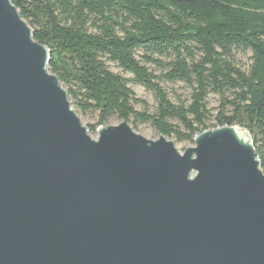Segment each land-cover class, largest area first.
I'll return each instance as SVG.
<instances>
[{"label": "water", "instance_id": "95a60500", "mask_svg": "<svg viewBox=\"0 0 264 264\" xmlns=\"http://www.w3.org/2000/svg\"><path fill=\"white\" fill-rule=\"evenodd\" d=\"M49 59L0 0V264H264L249 132L208 129L184 153L127 121L94 139Z\"/></svg>", "mask_w": 264, "mask_h": 264}, {"label": "trees", "instance_id": "16d2710c", "mask_svg": "<svg viewBox=\"0 0 264 264\" xmlns=\"http://www.w3.org/2000/svg\"><path fill=\"white\" fill-rule=\"evenodd\" d=\"M48 47V69L95 131L112 119L150 124L159 134L194 141L212 120L207 100L220 96L214 129L250 133L264 172V0H12ZM251 51L244 70L235 52ZM110 64L133 75L114 72ZM161 68L160 75L148 67ZM153 93L155 111L130 86ZM182 82L190 103L174 102L161 81Z\"/></svg>", "mask_w": 264, "mask_h": 264}, {"label": "rangeland", "instance_id": "374dc122", "mask_svg": "<svg viewBox=\"0 0 264 264\" xmlns=\"http://www.w3.org/2000/svg\"><path fill=\"white\" fill-rule=\"evenodd\" d=\"M235 61L236 63L241 66L244 70H248L251 63H252V53L251 51H237L235 52ZM150 69H152L155 74L160 75L162 73L161 68L153 65V64H147ZM112 70L114 72L120 73L123 76L132 79L133 75L129 72L123 71L120 67H118L116 64H110ZM161 85L166 89L168 92L170 98L174 102H181L184 101L186 104H189L191 99H190V94H191V89L187 87L184 83L182 82H169V81H161ZM63 86V85H62ZM130 86L134 90L136 96L146 102V105L138 104L137 109L138 110H144L147 108L148 111L153 112L155 111L157 107V102L154 98V95L152 92L147 91L144 86L141 84H138L134 81L131 80ZM65 88V87H64ZM66 89V88H65ZM70 101L73 102V100L69 97ZM208 108L211 110L212 113V120L209 122V129H214V125L216 124L215 122V117L219 111V104H220V96L218 94H210L207 100ZM74 110L77 112L79 115L83 125L86 127H90L91 125H95L97 122V114L93 112L89 113H82L80 110L76 109L73 106ZM121 122V120L117 118H112L110 119L106 125L104 126H109V125H118ZM130 126L139 134L143 135L145 138L150 139V140H157L161 134L157 130H155L150 124H142L138 123L137 127H135L132 123H129ZM100 127V126H99ZM99 127L96 128L95 131L89 130V134L92 138L97 139L99 136ZM168 140H171L174 142L175 147L180 153H184V151L189 148V147H194L195 143L194 141L190 140H184V141H179L176 137H170V136H165Z\"/></svg>", "mask_w": 264, "mask_h": 264}, {"label": "bare ground", "instance_id": "6f19581e", "mask_svg": "<svg viewBox=\"0 0 264 264\" xmlns=\"http://www.w3.org/2000/svg\"><path fill=\"white\" fill-rule=\"evenodd\" d=\"M243 134H244V132L243 131H241Z\"/></svg>", "mask_w": 264, "mask_h": 264}]
</instances>
